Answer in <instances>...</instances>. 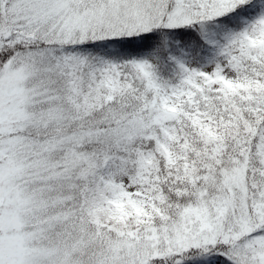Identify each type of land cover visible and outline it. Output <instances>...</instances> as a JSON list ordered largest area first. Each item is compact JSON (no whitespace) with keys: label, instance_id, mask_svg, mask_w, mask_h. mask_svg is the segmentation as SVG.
<instances>
[{"label":"snow or ice","instance_id":"obj_1","mask_svg":"<svg viewBox=\"0 0 264 264\" xmlns=\"http://www.w3.org/2000/svg\"><path fill=\"white\" fill-rule=\"evenodd\" d=\"M0 264H264V0H0Z\"/></svg>","mask_w":264,"mask_h":264}]
</instances>
